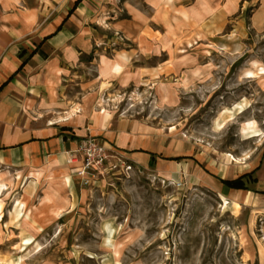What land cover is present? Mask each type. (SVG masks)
Listing matches in <instances>:
<instances>
[{
  "label": "rangeland",
  "instance_id": "374dc122",
  "mask_svg": "<svg viewBox=\"0 0 264 264\" xmlns=\"http://www.w3.org/2000/svg\"><path fill=\"white\" fill-rule=\"evenodd\" d=\"M74 2L0 0V42L17 43L26 59L41 41L40 29ZM147 2L83 0L85 14L72 28L86 22V34L76 40L88 43L81 58L89 81L98 73L95 59L138 47L134 18L149 16L148 36L161 37L154 30L163 16ZM246 20L240 54L209 48L184 27L182 42L169 39L175 46L169 55L149 60L150 82L110 85L92 114L139 126L156 153L154 166L130 160L129 172L110 168L88 183L77 176L73 197L61 191L49 206L32 207L39 221H15L21 206L8 196L0 264H264V194L220 182L260 166L257 183L248 186L264 192V32ZM137 61L144 63L140 56ZM175 157L186 159L169 160Z\"/></svg>",
  "mask_w": 264,
  "mask_h": 264
},
{
  "label": "crops",
  "instance_id": "0c3cea01",
  "mask_svg": "<svg viewBox=\"0 0 264 264\" xmlns=\"http://www.w3.org/2000/svg\"><path fill=\"white\" fill-rule=\"evenodd\" d=\"M76 1L65 15H55L49 25L40 29L41 41L26 59L19 55L17 43L0 42V221H10L4 220L8 196H17V206H21L22 217L15 221H39L32 216V207L49 206L61 191L73 197L78 177L76 165L67 161L69 153L88 136L105 143L111 155L150 163L151 155L156 153L149 149L139 126L115 120L114 114H92V109L94 101L110 85L128 86L141 79L150 82L149 60L169 55L175 47L173 38L175 45L183 41L184 27L199 42H208L209 48L230 54L246 49L247 17L254 30L264 32V0H149L147 5L156 4L163 16L154 30L161 37L148 36L152 30L149 16H143V21L134 18L131 30L138 47L95 59L98 73L95 81H89L87 63L81 58L88 55V43L76 40L83 31L86 34V22L83 27L72 28L77 16L85 14L83 1L70 14ZM248 6L253 7L247 9ZM229 26L231 30L226 33ZM139 56L144 61L142 65L137 61ZM9 178L13 180L11 185ZM61 200L64 205L71 203L70 199Z\"/></svg>",
  "mask_w": 264,
  "mask_h": 264
},
{
  "label": "built area",
  "instance_id": "2783aa9c",
  "mask_svg": "<svg viewBox=\"0 0 264 264\" xmlns=\"http://www.w3.org/2000/svg\"><path fill=\"white\" fill-rule=\"evenodd\" d=\"M69 154L67 163L76 165V175L86 183L110 168L120 167L128 172L133 169L127 157L121 154L111 155L105 143L94 136H88L77 150Z\"/></svg>",
  "mask_w": 264,
  "mask_h": 264
},
{
  "label": "trees",
  "instance_id": "16d2710c",
  "mask_svg": "<svg viewBox=\"0 0 264 264\" xmlns=\"http://www.w3.org/2000/svg\"><path fill=\"white\" fill-rule=\"evenodd\" d=\"M83 0H77L74 6V9L70 12V14H72L74 12V10L78 7V5L82 2ZM46 40V38H45ZM23 56V55H22ZM24 64H26V62H24ZM155 154L151 155V160H150V165L154 166L155 164ZM182 159H186V157H175V158H171L169 160L172 161H179ZM260 170V166L257 167L255 170L248 172V173H244L243 175L239 176L236 179H232V180H222L220 179V182L226 186L227 188H229L230 190H234V191H240V192H254L257 194H264V192H257V191H251L249 189L248 183L252 182V183H257V178L255 177V174Z\"/></svg>",
  "mask_w": 264,
  "mask_h": 264
},
{
  "label": "bare ground",
  "instance_id": "6f19581e",
  "mask_svg": "<svg viewBox=\"0 0 264 264\" xmlns=\"http://www.w3.org/2000/svg\"><path fill=\"white\" fill-rule=\"evenodd\" d=\"M7 2V1H6ZM262 74H264V69H262ZM0 187H3V186H0ZM64 212V211H63ZM25 218H26V216H25ZM27 219V218H26Z\"/></svg>",
  "mask_w": 264,
  "mask_h": 264
}]
</instances>
